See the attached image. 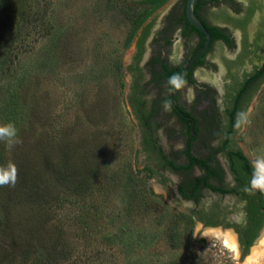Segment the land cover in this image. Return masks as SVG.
Listing matches in <instances>:
<instances>
[{"label":"rangeland","instance_id":"374dc122","mask_svg":"<svg viewBox=\"0 0 264 264\" xmlns=\"http://www.w3.org/2000/svg\"><path fill=\"white\" fill-rule=\"evenodd\" d=\"M173 1L0 3V50L13 51L12 69L0 73V124L13 122L20 141L10 149L0 141V151L6 165L33 163L43 173V208L32 209H50L52 219L28 240L40 254L59 237L71 258L65 264H264V228L244 255L232 230L205 227L174 207L147 168L146 139L162 155L184 158V127L165 101L164 81L151 78L159 72L154 62L182 60L181 40L159 45ZM145 27L143 100L155 109L149 136L130 97V65ZM213 74L197 71L199 84L185 85L181 102L197 115L219 108L201 85ZM238 142L253 165L264 158V84ZM204 230L214 232L201 237ZM229 235L235 251L225 245Z\"/></svg>","mask_w":264,"mask_h":264},{"label":"flooded vegetation","instance_id":"af4514ba","mask_svg":"<svg viewBox=\"0 0 264 264\" xmlns=\"http://www.w3.org/2000/svg\"><path fill=\"white\" fill-rule=\"evenodd\" d=\"M188 1L172 2L160 30L161 47L171 49L178 40L183 42L182 60L154 62L159 72L151 77L164 81L168 90L165 101L184 127V158L166 157L146 139L150 152L147 168L174 207L184 209L205 227L232 230L244 252L243 242L250 241L254 233L256 240L264 228V192L251 189L255 168L238 142L249 103L264 84V0H197L194 13L207 33L189 20ZM147 47L145 27L130 65L143 75L139 82L142 92L148 77L140 61ZM141 51L137 63L135 58ZM169 71H175L178 79L185 76L177 83L178 90L170 82ZM197 71L219 73L201 84L203 95L219 108L208 109L202 116L181 102L185 85L199 84ZM138 76L133 71V86ZM138 95L144 99L143 93ZM154 113L155 109H149L146 117L150 122L148 136ZM211 139L216 142L211 143Z\"/></svg>","mask_w":264,"mask_h":264},{"label":"trees","instance_id":"16d2710c","mask_svg":"<svg viewBox=\"0 0 264 264\" xmlns=\"http://www.w3.org/2000/svg\"><path fill=\"white\" fill-rule=\"evenodd\" d=\"M141 54L142 51L135 58L137 63L140 61ZM12 58V50H0V73L6 70L10 72ZM132 71L137 72L139 76L133 86L131 101L142 126L147 130L150 126L149 118H146L149 108L142 96L138 95L143 93L139 83L143 75L141 72L139 74L137 67H133ZM169 76L172 79L177 75L175 71H169ZM149 145L152 144L149 143ZM1 150L0 172H3L8 165L5 164L6 159L3 152L5 150L4 148ZM242 157H244L243 154ZM33 165V163L28 164L26 162L17 163L15 165L17 176L15 184H0V264H65L71 259L68 256L69 253L60 246L59 237L49 247H46V252L42 254L38 248L36 249L32 244L29 245L28 240L33 228L36 225L34 230L39 229L38 226L44 227L52 219L50 209L49 211H46L47 209H32L34 203L38 205L37 207L43 208L42 200L44 199L42 193L43 173ZM60 174L62 175V173ZM260 227L262 226L260 225ZM256 236L257 233H254L250 241L243 242L245 245L244 255L248 253ZM20 238L26 240V246H23V243L21 244V241L18 240ZM22 247L25 249L21 252Z\"/></svg>","mask_w":264,"mask_h":264},{"label":"clouds","instance_id":"9594fccd","mask_svg":"<svg viewBox=\"0 0 264 264\" xmlns=\"http://www.w3.org/2000/svg\"><path fill=\"white\" fill-rule=\"evenodd\" d=\"M177 79L178 77H173L170 82L175 84ZM0 141H4L9 149L12 148L16 143L20 142L18 138V129L13 122L0 124ZM254 168L255 171L250 181L251 189L253 190L258 189L261 192H264V158L257 159L254 162ZM16 179L17 176H16L15 164L10 163L3 172H0V184L14 185ZM210 232H214V230H204V232H202L200 236L206 237V235L209 234ZM229 242L233 246H235L236 245L235 237L229 235L228 239L225 241V244L227 245ZM233 250L235 251L236 248L234 247ZM246 264H248L247 261Z\"/></svg>","mask_w":264,"mask_h":264},{"label":"water","instance_id":"95a60500","mask_svg":"<svg viewBox=\"0 0 264 264\" xmlns=\"http://www.w3.org/2000/svg\"><path fill=\"white\" fill-rule=\"evenodd\" d=\"M196 2H197V0H189V1H188V6H187V14H188V18H189V20L193 23L194 26H196V27H197L198 29H200L201 31L207 33V31H206V29H205L203 23L201 22V20H199V19L197 18V16H196L195 13H194V7H195ZM207 36H208V39H209V41H210V36H209V34H207ZM209 41H208V43H209ZM208 43H207L206 47L204 48V50L207 48ZM184 78H185V76L182 77V78H180V79H178V80L176 81V83H175V89H176V90H178L177 83L180 82V81H182ZM231 233H234V232H231Z\"/></svg>","mask_w":264,"mask_h":264},{"label":"bare ground","instance_id":"6f19581e","mask_svg":"<svg viewBox=\"0 0 264 264\" xmlns=\"http://www.w3.org/2000/svg\"><path fill=\"white\" fill-rule=\"evenodd\" d=\"M264 236V235H263ZM228 239V237L227 238H224V240L226 241ZM226 245V244H225ZM227 247H230V248H232V250H233V248L235 247L236 249L238 248V246H237V244L235 245V246H233L230 242L226 245ZM261 247V246H260ZM257 249V248H256Z\"/></svg>","mask_w":264,"mask_h":264}]
</instances>
